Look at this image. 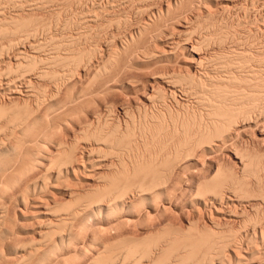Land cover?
I'll list each match as a JSON object with an SVG mask.
<instances>
[{
	"label": "bare ground",
	"instance_id": "6f19581e",
	"mask_svg": "<svg viewBox=\"0 0 264 264\" xmlns=\"http://www.w3.org/2000/svg\"><path fill=\"white\" fill-rule=\"evenodd\" d=\"M25 1L22 0L19 4H15V2L14 4L11 3L17 6L13 9V12L10 13L8 11L9 14L4 13V6L2 7L0 4V94L7 95L9 99L8 104L6 102L0 103V160L3 162L0 166V199L2 198V201L0 200V248L5 253H15L16 264H40V262H43V258L48 257L45 255L46 252H44L45 247L53 242H55L54 245L60 243L64 248L67 247L66 249H69V244H71L69 243V239L73 238L74 241H71H73L74 245L78 244L79 248L82 249L84 241L86 239L89 240L88 236L90 238V235L85 234L83 231V233H76L74 237H70L73 234L69 235L72 230L69 232L70 230L68 231V229L71 226L72 220L76 217H81L84 220L82 221L84 229H86L85 226L91 227L90 230L89 228L87 229L95 233V230H105V228L116 229V223L119 222L116 220L118 219L117 216L121 213L128 214L131 212V204L127 202L128 200L126 201V198L133 197L142 201L146 206L144 215H149L150 213L147 207L153 210H156V207L159 209L157 205H154L155 208L151 207L149 203L150 193L152 195L163 194V203L169 204L172 194L166 196L162 188L169 180L173 167L177 166L178 162L193 158L192 155L196 147L209 148L210 150L213 144L212 140L220 136L225 138L226 132L238 118L244 122L250 118L249 114H252V112H257L259 115L261 112L263 113L264 54L263 57H260L262 53H259L257 55L259 57L257 58L251 52L249 53L248 50H246L248 51L247 53H242L239 50L237 54H235L236 50H231L235 52L232 54L234 57L231 53L212 52L213 54L210 55H198L194 57L195 59L193 58L197 71L196 74H179L174 72L158 75L157 73L156 77L160 78L165 84H168L169 87L171 86L176 89V86H179L185 92L194 94H191V96L196 98V106L191 108L186 105L183 108V113L181 112L182 117H174L172 108L170 109L169 105L165 103L163 91L161 92L158 87L156 89L151 88V91L145 96L148 106L144 104V106L139 107L138 105L135 109L125 108V106L121 110L123 119L120 122L118 119L112 117L110 104L105 105L102 112L90 113L87 120L81 121L69 140L64 141L61 140L62 138L58 139L59 137H55L57 140L55 138V141L53 140V153H49V156L45 157L47 155L43 156L44 153L42 154V151L45 146L44 144L49 143L50 134H53L57 127L63 125L62 128H65L64 123L70 121L68 116L73 111L72 115H75V109L77 107L79 109V105L81 106L86 102L84 98L88 92L99 90L97 89L98 86L97 88L89 89L90 85L87 84L95 77L100 76L103 71L108 70L111 62L117 59H112L114 53L117 54L119 50L117 48L114 52V49L110 51L108 49L109 54L112 53L111 51L114 52L112 54L113 57L109 54L107 57L103 56L105 58L100 56L102 59L99 63L95 64V66L92 65L93 67L89 68L90 72L84 74H87L89 78L86 82L87 84L85 86L79 84L78 87H75L71 79L75 75L76 68L78 66L84 68L90 62V58L94 52L98 51L94 43L95 41H91V39H89L90 43H88V46H78L80 38H89L90 32L88 34V32L84 31L82 37L80 36L81 32L83 33L82 30L74 32V35H68V38L63 35V37H55L53 34H49V29L51 28L49 27L51 26L49 24L51 22L49 21L50 18L48 20L49 23L47 22L49 16L44 20V18L36 16L34 13L28 14V10L31 11L33 8L39 9L42 5L39 6L37 1ZM22 2L27 5H25L27 7V12H24L25 14H23V11L26 8H23ZM178 5H180V2ZM90 20L92 18L88 19L79 15L76 22L84 26L86 24L87 26ZM65 22L68 25L67 22L71 23L73 21L71 20L70 22L68 20ZM76 22H74L75 25H77ZM64 26L62 27L64 28ZM84 26L81 27L84 28ZM109 26L108 24L107 27ZM142 27H139L138 34L146 30L144 29V25ZM96 28L95 30H97ZM224 37L226 38L225 35L222 36L219 42L225 40ZM187 38L185 39L187 40ZM130 39L132 38L130 37ZM174 41L176 42V40ZM199 42L196 41L190 45L189 51L199 54L202 51L201 45L205 43L204 41ZM171 49H174L173 43L169 51H173ZM122 50L124 52L125 47L120 51L122 52ZM126 50L128 49L126 48ZM125 53L127 54L128 51ZM119 56L117 55L118 59L123 57L119 58ZM123 62L125 66L126 61L123 60ZM249 62L253 63V65H250ZM212 63L213 71L210 72L209 67L212 66ZM111 74L113 75V72ZM114 74L116 75V72ZM86 78L85 80H87ZM116 78H118L117 75ZM242 83L248 84L249 87L234 88L232 86L235 84L240 86ZM61 91H63L65 99L60 98L59 93ZM13 94H18L19 96H15L18 98H15ZM90 97H86V99L89 98L87 100L88 104L90 103L88 102ZM81 110L82 108L79 109V112ZM41 111L42 113H40ZM176 111L175 113L178 114L179 112ZM165 112L169 113L168 120L165 119L167 115V113L165 115ZM55 133L54 135H56ZM10 140H13L14 144L11 145ZM14 153L17 156H14ZM12 154L14 155L12 156ZM22 154L25 159L22 157ZM234 154L239 158V163L241 164V177L230 174L231 171L229 172L227 169L226 171L229 172V175L225 174L226 172L220 166H217L214 174L212 173L202 184L199 182L200 184L198 185L200 186L197 185L195 197L208 194L210 195L208 199L209 203V201L212 202V200L218 199L221 196L218 197L217 195H219V189L223 185L230 183L231 185L238 186L240 188L238 189L241 190L244 183L243 178H246V175L252 174L261 180L259 173L264 170L263 156L261 154L254 152L241 155L242 153L239 154V151ZM42 159H46V162H43L44 164H42ZM34 168H39V170L37 169V172H39L30 175L26 174L30 172V169L33 170ZM19 171H25L26 173L21 175V172L20 177ZM78 174H81L84 179H92L93 182L88 184L85 182L84 184L73 181L74 184L71 182L73 187L63 186L64 177L72 175L76 178ZM17 181L18 184L16 183L17 186L14 192L8 196H3L4 192L11 189V187L7 189L5 186L9 185L13 187L15 186L14 182ZM10 182L13 185H10ZM48 186L54 189L56 193L64 196L65 200L58 203L50 198H47L48 202L46 198L45 202L42 201L44 199H38V197L44 195L42 192ZM260 188L259 198L262 199L264 195L261 193H264V190L262 187ZM261 190L263 191L261 192ZM28 199L32 200L31 204L35 208L34 214L36 218H40V221H38L40 223L39 228L35 231V237L17 241L15 234L23 228L20 227L19 229L17 226L18 229H16L15 226V229H12L15 231H10V228L8 229L9 231L6 229L4 222H9L11 218L7 217L5 207L10 202L26 205ZM165 210H162V212H165ZM104 223L107 226H104ZM210 223L209 227L203 229L198 228L192 221H188L187 225L183 228H181L182 226H171L170 223H166L159 231H152L140 237L136 236V233H122L114 240L115 242L112 246L113 242L111 244L109 242V245L106 243L104 247L102 246L105 248L104 251L95 255L96 257L87 264H224L222 250L227 244H234L235 234L238 231L231 232L224 239L221 236L219 237L218 231L212 229V220H210ZM48 261L49 259H47V264ZM52 261H49V263L51 264ZM248 264L251 263L248 262Z\"/></svg>",
	"mask_w": 264,
	"mask_h": 264
},
{
	"label": "rangeland",
	"instance_id": "374dc122",
	"mask_svg": "<svg viewBox=\"0 0 264 264\" xmlns=\"http://www.w3.org/2000/svg\"><path fill=\"white\" fill-rule=\"evenodd\" d=\"M20 1L0 0V4L2 5V7L4 6L3 7L5 11L4 13L9 14V12L10 13L13 12V9L17 6V5L14 6L12 4H14V2L15 4L16 3L19 4ZM26 1L29 2L37 1L39 6L40 5L43 6V7L40 6L39 9L33 8L31 10L32 12L28 10V14L34 13L36 16L44 18V20H46V18L49 16L47 19L48 23L49 21H51L49 23L51 25L49 26L51 27L49 29L50 30L49 34L51 33L55 37L67 36L68 38V35L69 36L74 35L75 34L74 32L79 30L83 31V33L81 32V35L79 34L82 37L84 31H86V33L88 32V34L90 32L89 38L88 37L86 39L85 37L80 38L79 40L80 42H78V46L81 47L88 46L89 45L88 43H90L89 39H91V41H95L94 43L98 51L94 52L95 55L94 54H93L94 56L92 55V57L90 58V62H88V64H86L84 68H81L80 66L77 67L78 69L76 68L75 75L71 79V81L74 82L75 87H78L79 84L82 86H85V84H87L86 82L88 81L89 78L87 74L86 75L84 74L86 72H90L89 68L93 67L92 65L95 66V64H98L102 58H105L103 56L107 57V55L110 53L109 52L110 50L114 49V52L117 48L119 50L117 51L118 53L116 52L117 54H115L113 51H111L112 53L109 54L113 57L112 54L114 53V57L112 58L113 60L114 58H117L116 60L111 62L110 64L111 68L109 66L108 70L106 69L107 72L105 70L101 74L102 76L100 75L101 77L97 76L87 84L90 85L89 87L87 86L89 89H94L97 88L98 86L97 89H99L100 91L97 90L93 92L92 90V92H88V94L84 98L86 100V102L85 101L84 102L87 105L85 103H83L81 106L79 105V109L82 108V110L79 112V109L77 107L75 109L76 111L75 115H72L74 111L71 112L72 116L68 114L70 115L68 116L70 121L64 123L65 128H62L63 126L62 125L55 129V132L56 130H58L57 131L58 134L55 132L54 133L56 135H54L53 132H52L53 134H50L48 141L49 143L44 144L45 145V146L43 145L44 148L42 147L43 151L41 150L42 154L44 153L43 156L47 155L45 157H48L49 153L51 154L53 153L52 150L53 140L55 141V139L58 137H59L58 139L62 138L61 140L64 141L69 140L70 136H72V134H74V132L77 130V127L80 125L81 121L87 120L90 113L102 112L103 107L105 105L110 104L109 106L111 107L112 117L118 119L120 122L123 119L121 110L125 106H126L125 108L128 107L131 109H135V107L138 105L139 107L144 106V104L145 106H148V104H146L145 96L151 91V88L156 89L158 87L160 88V91L161 92L163 91L162 93H164L167 96L166 97L165 95H163L165 103L169 105L168 107H170V109L172 108L171 110H172V114H174V117L175 116L182 117V113H183L182 111L183 108H185L184 106L187 105L188 107L191 108L196 106L195 104L197 103L195 100L196 98L194 96H191L192 94L191 92H185L184 90L181 89V87L179 88V86H176V89L171 86L170 88L168 84H165L164 82H162L160 78L156 77L157 73L158 75L159 74L164 75L163 73L167 74L174 72L179 74H193V73L196 74L197 71L193 63L194 61L193 58L197 57L198 55H204V54L210 55L213 54L214 52L215 53L225 52V53H231L232 55L233 53H235L234 52L235 50H236L235 54H237L239 50L242 53L245 52L247 53L249 51V53L251 52V54L257 58L259 57L257 56L259 55V53L260 54L262 53L260 57H263L264 54L263 51L264 50V0H192V1L191 0L188 1L187 0L185 1L184 0L181 1L180 0H141L143 2H141L140 0H64V1L63 0H49V1L26 0ZM179 2L180 5H178ZM22 3H23V8H26L23 11V14H25L24 12L25 11L27 12V7H25L26 3L24 2ZM11 6L14 7L12 8ZM152 13H154L153 14L154 16L152 15ZM79 15H81V17H85V18L87 17L88 19L92 18V20H90L87 23V26L85 22H84L85 26L79 23L81 26H84L83 28L76 22V19L77 17H79ZM96 17L97 18L99 17L98 20ZM68 20L70 22L72 20L73 22L71 23L67 22L68 23L67 25L65 21ZM99 20L102 23L98 22ZM74 22H76L77 25H75ZM64 24L66 25L64 26ZM108 24L112 27L110 26L107 27ZM138 25L140 28H143L142 26L144 25V29L146 30L141 31L138 34V29H139ZM62 26H64V28ZM102 26H104V28L106 27L105 28L106 30L102 28ZM145 26H149V27H145ZM95 28L97 30H95ZM147 28L149 29L147 30ZM184 32L186 33L188 32V33L184 34ZM224 35L226 36V38L224 37L225 40H222L223 42L222 41L219 42L220 38ZM130 37L132 39H130ZM185 38H187V40ZM174 40H176V42ZM196 41L205 42L204 45L201 43L202 51H200L199 54H195L189 51L190 45H192ZM172 43L174 49H171L173 51H169L170 47H172ZM205 44L207 47L205 46ZM130 45L133 46L130 47ZM203 46L206 48L204 49ZM120 47H122L121 49H124L125 47L124 52L123 50L122 52L120 51L121 50ZM126 48L128 50H126ZM258 49L260 50V52ZM243 50L245 51L243 52ZM126 51H128L129 54L128 53L126 54L125 53ZM124 54L126 55V57ZM117 55H120L119 58L121 56L123 57L118 59ZM123 60L126 61L125 66H124V62L122 63ZM251 62H249V64L253 65V63ZM114 64L117 66L115 67ZM212 67H213V63L212 66L209 67L210 72L213 71ZM114 69L116 70L114 71ZM112 72L113 75L111 74ZM114 72H116L118 78H116ZM84 77L87 80H85ZM106 82L109 83L107 84ZM232 86L234 88L249 87V85L246 83H242L240 84V86L236 84ZM170 89L172 92L170 91ZM16 95L18 94H13L14 97ZM59 95L61 96V97L59 96L60 98L65 99L64 97L65 95L63 91H61ZM87 96L88 97L91 96L90 97L91 101L90 100L88 101L90 102L89 104L87 103V100L89 99V98L86 99ZM2 102L3 103L6 102L8 104L9 99L7 95L0 94V103ZM175 111L179 113L177 114L175 113ZM40 113H42V111ZM256 113L257 112H252V114H249L250 118H248L244 122L243 120H240L238 118L237 121L234 123L235 125L233 124L231 128L227 131L228 133L226 132V135L224 136L225 138H223V136H220L216 139H213L212 140L213 144L211 145L212 149L210 148L211 151L209 150V148L196 147L194 149L193 155L191 154L193 158H189L188 160L184 159L183 161L181 160L182 162H178L176 164L177 166L173 167L172 174H170L169 180L162 188L164 189V194L166 196L168 195L170 196L172 194L170 196L171 200L169 198L170 200L169 204L163 203V199H162L163 194L152 195V193H150L149 196L150 201L149 199L148 201L151 207L155 208L154 205H157L159 209H157L156 207L155 208L156 210H153L147 207L150 210L149 213L150 216L148 214H145L146 215L145 216L144 210H146L145 209L146 206L143 204L142 201H140L138 198H133V197H129L130 199L126 198V201L128 200L127 202L131 204L130 206L131 212H129L128 214L121 213L120 215H118L119 217L117 216L118 219L116 220L119 222L116 223L118 225V226L116 225L115 227L116 229L105 228L106 231L103 229L98 231L95 230L97 233L96 232L92 233L91 231H89L91 227L85 226L86 229H84V225L82 227L83 224L82 221L84 220H82L81 217L79 218L76 217L77 219L74 218V220H72L70 228L68 227L69 228L68 231L70 230L69 232H71L72 230V232L69 233V235L73 234L70 237H74L76 233L84 232L85 234L90 235V238L88 236L89 240L86 239L84 241L81 247L82 249L79 248L78 244L74 245L73 238L69 239L70 241L69 243H71L69 244L71 249L70 247L69 249H66L67 247L64 248V246H62V244L60 243L54 245L55 242H53L52 244L45 247L44 252H46L45 255H47L48 257H45V259L43 258L42 259L43 262H40V264L42 263L47 264V259H49V261H52L53 259L51 264H87L90 262V260L96 257L95 255H97L99 252L104 251L105 248L103 247L105 246L106 243L108 244L110 242L111 244V242H113L111 244L112 246L115 242L114 240L122 233H132V234L136 233L137 234L136 236L140 237L152 231L153 232L159 231L160 228L166 223H170L171 226H177V227L182 226L181 228H183L187 225L188 221L194 222V224L198 228L203 229L210 226L211 224L210 220H212L213 222L212 229L218 231L219 237L221 236V238L227 237L231 232L233 233L234 231L235 232L238 231L235 234V239L233 241L234 244L229 243V245L227 244V246H225L226 248L224 247L223 249L224 251L222 250V256L224 255L223 256L224 264H248V262L251 264H264V197L262 199L259 198L260 197L259 193L261 189L260 187H262V189L264 190V185H263L264 170L261 171L262 173L261 172L259 173V177L261 180H259L257 176H254L252 174L246 175L247 179L243 178L244 183L242 185L243 187L241 190H239L240 188L238 186L231 185L230 183H228V185L227 184L223 185V187L219 189L220 193H218L219 191L217 192L219 194L217 196L218 197L220 195L221 196L218 199L212 200V202L209 201L208 203V199L210 196L208 194H205L204 196L201 195L200 197H195L196 189L198 186H200L198 185L200 184L199 182H201L202 184L203 181H205L212 175V173L214 174L217 166H220L223 169V171L226 172L225 174H228L231 171L230 174H235V176L237 175V177L238 176L241 177L240 176L241 164L239 163L240 162L239 158L235 156L234 154L235 152L239 151V154L242 153L241 155L251 154L254 152L259 153L263 156L262 161L264 164V111L263 113L261 112L260 115L259 113H257V116ZM165 115L167 117V118L165 117V119L168 120L169 113L165 112ZM222 139L224 142L222 141ZM9 142H11V145L14 144L13 140H10ZM244 152L246 153L244 154ZM14 154H12V156L13 155L17 156L16 153ZM24 156L26 157L25 154ZM44 161L46 162V159H42V164L45 163ZM0 162H1L0 163L1 166L3 162L1 160ZM184 167L187 169H185ZM37 169L39 170V168H34L33 170L30 169V172L28 173H26L25 171L23 172L19 171V176L21 172H22L21 175H24V173H26L27 175L33 173L36 174ZM226 169L229 172L226 171ZM81 174H78L77 176L75 175L76 178L78 177L77 179L74 178L72 175L64 177L62 183L63 186L73 187L74 184L73 181L84 184L85 182H87V184L93 182V180L90 178L84 179V177ZM16 175H18V173H16ZM71 182L73 184H71ZM16 183L18 184V181L14 182L15 186L13 187L9 185L5 186V188L7 189L8 187L9 188L11 187V189H9L8 191L4 190L6 192H4V194L2 193L3 196H8L9 194H12V192H14V190L16 189L17 186ZM10 185H13V183H11ZM51 189L52 188L48 186L46 190L42 192L44 193V195L41 196L43 198L38 197V199L39 198L44 199L42 200L43 202H45L46 200L48 202L47 198H50L58 203L59 202L61 203L65 200L64 196H62L59 193H56L54 189L52 190ZM263 190H261V192ZM49 194L51 195L49 196ZM173 194H175L176 197ZM261 194L264 195V193ZM238 196L240 197V199ZM29 200L30 199L27 200L26 205L25 204L23 205L22 203H18V202L17 204L10 202L7 203V206L5 207L6 214L8 215L7 217L11 218L9 222L7 221H5L6 223L4 222L6 229L8 230L10 228L11 231L15 226L16 229L18 228L20 229V227L23 228L20 229V231H18L17 234H15V236H17L15 237L17 241L26 240L28 238L35 237L36 236L35 231L39 228L40 223L38 221H40V218L39 219L36 218L34 214L35 208L31 204L32 200L30 201ZM204 201L207 202L204 203ZM164 204L167 206H165ZM161 208L162 210L166 209L165 212L164 211L162 212ZM158 212L161 214L158 215L159 214ZM105 223L104 226H107ZM87 228H89V230ZM1 250L3 249L0 248V253L2 252L4 255L2 253L0 254V264H16L15 253L12 252L5 253L4 250L3 251ZM57 255L59 256L57 257ZM42 260H38V261H42ZM58 260L62 262L60 261L58 262ZM49 261L48 264H50Z\"/></svg>",
	"mask_w": 264,
	"mask_h": 264
}]
</instances>
